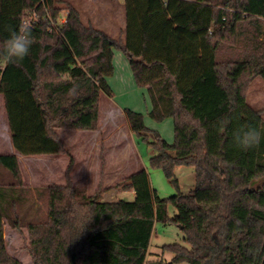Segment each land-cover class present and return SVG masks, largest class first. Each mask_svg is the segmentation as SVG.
<instances>
[{
  "label": "trees",
  "instance_id": "obj_1",
  "mask_svg": "<svg viewBox=\"0 0 264 264\" xmlns=\"http://www.w3.org/2000/svg\"><path fill=\"white\" fill-rule=\"evenodd\" d=\"M251 2L124 0V38H113L85 22L74 0H0V45L37 15L29 54L0 69L12 143L22 155L70 156L66 182L43 190L46 215L26 221L21 210L35 200L18 157L0 154V168L11 174L0 181V264H22L7 250L6 222L28 229L33 264H264V119L247 99L253 79L264 80V19ZM115 50L146 88L149 116L173 119L174 141L124 107L131 132L156 150L150 166L177 188L175 168L194 167L189 193L160 197L145 168L119 183L134 192L131 200L101 201L73 184V156L58 131L97 129L101 93L114 96ZM243 125L261 131L259 145L246 151L233 140ZM157 222L181 227L189 245H166L167 263L147 260Z\"/></svg>",
  "mask_w": 264,
  "mask_h": 264
},
{
  "label": "rangeland",
  "instance_id": "obj_2",
  "mask_svg": "<svg viewBox=\"0 0 264 264\" xmlns=\"http://www.w3.org/2000/svg\"><path fill=\"white\" fill-rule=\"evenodd\" d=\"M101 1H104V4L101 5ZM252 1V13L264 19V0ZM105 2H108V5ZM75 3L80 8L85 22L93 23L111 37L115 38L120 31L125 30L126 13L122 0H93L92 2L77 0ZM112 89L113 98L105 92L101 93L99 107L101 119L95 131L79 129L58 131L60 138L73 156L70 177L75 187L85 189L88 195L97 194V197L105 202L120 199L131 200L133 191L123 189L119 183L138 169L145 168L149 173L152 188L158 192L160 197L175 195L179 190L182 193H189L195 185L194 167L179 165L175 168V176L179 184L177 188L162 169L150 166L149 160L157 153L156 150L131 132L123 115L117 112L114 114L109 110L113 103L119 110L126 106V108L130 107L143 113L147 127L158 131L169 143L174 141L173 119L155 121L149 116L151 104L146 88H139L125 81L121 85L114 83ZM247 99L253 108L262 111L264 119V80L261 77L253 79ZM108 146L110 150H107ZM77 155L78 158L90 155L92 158L88 161L89 165L84 168L80 162L77 165ZM29 156L22 157L20 166L24 183L30 190L29 200H35L32 206L30 203L26 204L21 210L25 214L26 221L39 219L46 215L47 200L43 190L51 184H64L70 163L68 154ZM10 179V172L1 167L0 181L6 182ZM39 192H42L41 196ZM168 208L169 216L177 212L172 204H169ZM4 235L9 254L22 264H33L29 250L28 229L26 227L17 229L6 222ZM172 243H180L189 247L178 225L174 223L165 225L157 222L151 236L147 260L160 259L164 263L171 261L173 253L165 246ZM173 264L189 263L181 261Z\"/></svg>",
  "mask_w": 264,
  "mask_h": 264
},
{
  "label": "crops",
  "instance_id": "obj_3",
  "mask_svg": "<svg viewBox=\"0 0 264 264\" xmlns=\"http://www.w3.org/2000/svg\"><path fill=\"white\" fill-rule=\"evenodd\" d=\"M76 1L77 0H74V2H76ZM84 1L92 2L93 0H84ZM98 2L100 3V1H98ZM123 2H124V0H122V3ZM105 3H107V5H108V2H105ZM102 4H104V1H101V5ZM123 5H124V3H123ZM252 5H253V1L251 2V6ZM66 14H67V12L65 10H62V12L60 13V16H66ZM115 38H124V31L123 30L120 31L119 35ZM128 62L129 61H128L127 57L125 56V54L122 51H120V50L114 51L113 63H114L115 71H114V74L112 75V77L108 78V82H109L111 87L114 83L121 85L125 81H127L128 84L136 86L134 78H133V73H132V70L130 68V64ZM124 107H126V106H124ZM123 108H121L122 110H119L113 103H111L109 111L114 113V114L117 112V113L123 115V111H124ZM100 119H101V114L99 112V121H100ZM85 131H95V130H85ZM109 147L110 146L107 147V150L109 149ZM0 154H15V156L18 157V161H19L20 166H21L22 157H26V158L30 157L28 155H22L19 151L16 150V148L14 147V145L12 143L11 132H10L8 116H7V110L5 107L4 97L1 93H0ZM78 157L79 156L77 155L76 156L77 165H79V162H80L81 165H83V168L87 167L89 165L90 162H88V161H90V159L92 158L90 155L83 156L80 158H78ZM137 159H138V157H137ZM133 196H134V192H133Z\"/></svg>",
  "mask_w": 264,
  "mask_h": 264
},
{
  "label": "clouds",
  "instance_id": "obj_4",
  "mask_svg": "<svg viewBox=\"0 0 264 264\" xmlns=\"http://www.w3.org/2000/svg\"><path fill=\"white\" fill-rule=\"evenodd\" d=\"M32 43L29 25H21L18 30L11 31L9 37L0 45V69L22 61L29 54ZM72 91L74 90H70ZM227 122L225 118H222L221 127ZM233 140L237 147L246 151L259 145L261 131L251 125H243L233 132Z\"/></svg>",
  "mask_w": 264,
  "mask_h": 264
},
{
  "label": "built area",
  "instance_id": "obj_5",
  "mask_svg": "<svg viewBox=\"0 0 264 264\" xmlns=\"http://www.w3.org/2000/svg\"><path fill=\"white\" fill-rule=\"evenodd\" d=\"M37 21V15L34 13H32V15L28 18H26L24 21H23V24L24 25H29V26H32L36 23ZM66 21V16H60L58 17L57 19V22H65Z\"/></svg>",
  "mask_w": 264,
  "mask_h": 264
},
{
  "label": "water",
  "instance_id": "obj_6",
  "mask_svg": "<svg viewBox=\"0 0 264 264\" xmlns=\"http://www.w3.org/2000/svg\"><path fill=\"white\" fill-rule=\"evenodd\" d=\"M181 228V227H180Z\"/></svg>",
  "mask_w": 264,
  "mask_h": 264
}]
</instances>
